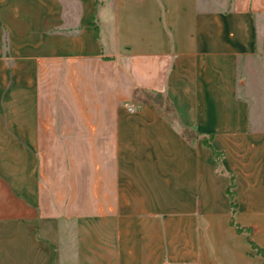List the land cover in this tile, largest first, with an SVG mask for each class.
<instances>
[{
  "label": "crops",
  "instance_id": "0c3cea01",
  "mask_svg": "<svg viewBox=\"0 0 264 264\" xmlns=\"http://www.w3.org/2000/svg\"><path fill=\"white\" fill-rule=\"evenodd\" d=\"M259 28L264 0H0V264H263Z\"/></svg>",
  "mask_w": 264,
  "mask_h": 264
},
{
  "label": "trees",
  "instance_id": "16d2710c",
  "mask_svg": "<svg viewBox=\"0 0 264 264\" xmlns=\"http://www.w3.org/2000/svg\"><path fill=\"white\" fill-rule=\"evenodd\" d=\"M215 155L218 156L219 154H218L217 152H215ZM232 187H233V183H232L231 186L229 187V196H230V198H231L232 212H233V214H234V213H235V209H236V203H235V201H234L235 193H234L233 190H231ZM235 226H236V228H237L238 231H246V232L248 233V237H249V240H250L251 244L253 245V247H255V248L257 249L258 253H259L260 255H262L263 258H264V248L259 247V246H258L257 244H255L254 241L251 239V238H252V231H251V229H250V228H244V227H241V226H239L238 224H235ZM263 264H264V262H263Z\"/></svg>",
  "mask_w": 264,
  "mask_h": 264
},
{
  "label": "rangeland",
  "instance_id": "374dc122",
  "mask_svg": "<svg viewBox=\"0 0 264 264\" xmlns=\"http://www.w3.org/2000/svg\"><path fill=\"white\" fill-rule=\"evenodd\" d=\"M264 36V30L259 28V40H261Z\"/></svg>",
  "mask_w": 264,
  "mask_h": 264
},
{
  "label": "built area",
  "instance_id": "2783aa9c",
  "mask_svg": "<svg viewBox=\"0 0 264 264\" xmlns=\"http://www.w3.org/2000/svg\"><path fill=\"white\" fill-rule=\"evenodd\" d=\"M132 109V108H131Z\"/></svg>",
  "mask_w": 264,
  "mask_h": 264
}]
</instances>
